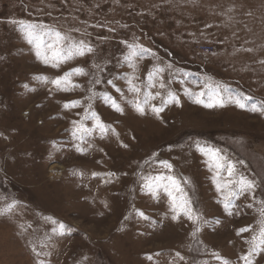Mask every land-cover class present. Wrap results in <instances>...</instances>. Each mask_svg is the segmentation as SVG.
I'll return each instance as SVG.
<instances>
[{"label": "rangeland", "instance_id": "1", "mask_svg": "<svg viewBox=\"0 0 264 264\" xmlns=\"http://www.w3.org/2000/svg\"><path fill=\"white\" fill-rule=\"evenodd\" d=\"M27 25L91 51L45 63ZM261 102L264 0H0V264H245L264 220ZM160 175L195 222L149 190ZM241 175L254 187L226 211L217 184ZM249 258L264 264V245Z\"/></svg>", "mask_w": 264, "mask_h": 264}, {"label": "snow or ice", "instance_id": "2", "mask_svg": "<svg viewBox=\"0 0 264 264\" xmlns=\"http://www.w3.org/2000/svg\"><path fill=\"white\" fill-rule=\"evenodd\" d=\"M23 23V22H21ZM44 32L37 31V28L35 25H27L26 26V39L29 43L34 44L37 49V56L42 57L45 63L49 62V59L58 60L61 58L62 54L65 52L67 55H64V59H69L73 54L75 55H84L85 49L87 48L86 45L83 44V42L79 44H69L67 47L63 46V41L66 39L65 37H62L60 33H55V37L52 43H45L44 40ZM47 49L51 52V57L44 55V49ZM132 49L130 52V57L137 55L135 51V46H130ZM88 51H91L90 48H87ZM82 69H74L73 72L75 74L82 73ZM158 71H162V69H158ZM70 74L65 73L63 77H58L57 79L53 80L52 83L57 85L58 87H61L64 84L70 83ZM163 87V85H161ZM133 91L139 92V89L133 88ZM159 95V93H157ZM171 96V94H169ZM202 95V93L197 94ZM154 98V97H151ZM149 96L146 95V98L144 100V103H148ZM232 103H235L240 108H245L246 104L245 101H251V97L244 96L243 94H239L237 96L230 98ZM197 103H201L199 99L196 101ZM73 105L77 102H72ZM216 105H222V101L219 98H214L213 103H209L206 106L212 107ZM68 105L66 104L65 107ZM114 107H117L116 105H113ZM136 110L143 113V106L137 102L135 105ZM261 109H264V102H261L259 107L257 104L252 103L251 104V111H259ZM117 110L120 109L117 107ZM162 108H153V111H155L157 114L162 111ZM94 115V114H93ZM97 125L103 129L104 125L99 123V118L97 117ZM77 131H88V129L84 128V126L81 124L77 128ZM201 151H204V149H201ZM206 155L210 156L211 165L214 166L215 170L217 171V174H219V170L226 169L228 177H233L236 175V167L231 161H225L223 157H220L217 153V150L209 149L206 153ZM161 163L166 168H171V165L168 164L166 161H161ZM239 163H243L242 161ZM152 179V183H149L147 187L149 190H153V184H155L156 187L163 188L165 192H167L170 200L171 205L174 211L177 212H183L185 215L188 216L189 219L193 220V222L198 219L193 213V210L191 208L190 202L186 198V194L183 193V190L180 188L179 183L176 181V179L173 176H164L160 175ZM232 186V188L227 192V194L224 196V207L227 211L230 205L232 204L233 198L238 196L241 192L251 190L254 187V182L247 179L245 176L241 175L239 179L235 182H233L231 179L227 180L224 185L217 184V188L220 189L221 187L229 188V186ZM179 193V195H177ZM261 216H264V208L261 209ZM142 215V213H141ZM176 217L174 216L173 219ZM63 227V225H61ZM249 228L251 226H246L238 229V233L247 232L249 231ZM198 231V229H197ZM262 245H264V220H261L259 222V231L256 235H253L252 240L250 242V249L249 253L242 257L245 261V264H251L250 256L253 252L257 251L258 248H260ZM225 264H228L227 261H225Z\"/></svg>", "mask_w": 264, "mask_h": 264}]
</instances>
